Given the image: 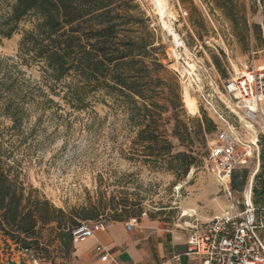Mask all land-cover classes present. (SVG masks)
I'll return each mask as SVG.
<instances>
[{
  "label": "rangeland",
  "instance_id": "1",
  "mask_svg": "<svg viewBox=\"0 0 264 264\" xmlns=\"http://www.w3.org/2000/svg\"><path fill=\"white\" fill-rule=\"evenodd\" d=\"M136 2L162 37L167 53L165 64L179 79L181 118L193 130L189 120L202 118L205 113L219 129H224L221 114L240 133L243 142H254L259 126L241 124L233 108L223 102V91L225 81L235 74L264 66V0H234L235 23L214 0H184V4L180 0H164L165 20L154 0ZM164 21L180 44L174 42V35L165 28ZM34 23L30 17L11 39L0 36V148L32 196L46 199L78 222L93 226L100 221L130 219H137L139 224L143 221L182 226L205 224L233 203L242 202L245 189L251 185L254 201L262 202L263 180L256 178L264 167L263 149L258 157L252 147L238 169L248 172L247 185L241 192L233 190L232 184L222 183L206 164L216 133L208 136L206 147L195 140L194 149L201 151L199 164L191 168L186 178L179 179L158 166L134 159V153L142 150L134 145L137 131L127 113L102 94L90 97L91 107L83 111L72 108L63 95H51L53 104H43L45 101L28 104L23 127L14 130L4 112L7 88L19 92L24 82L30 88L37 84L47 90L42 66L23 65L19 58L24 32L31 30ZM255 25L259 29H254ZM213 57L220 59L222 73L214 65ZM186 87L197 104L196 114H191L184 103ZM172 141L177 151L183 150L177 140ZM87 215L98 217L82 220ZM55 226L50 225L43 233L45 244L50 238V228ZM76 246L68 257L57 240L48 254L25 255L30 264H89L77 257ZM20 252L0 232V264H7L9 258L17 260Z\"/></svg>",
  "mask_w": 264,
  "mask_h": 264
},
{
  "label": "trees",
  "instance_id": "2",
  "mask_svg": "<svg viewBox=\"0 0 264 264\" xmlns=\"http://www.w3.org/2000/svg\"><path fill=\"white\" fill-rule=\"evenodd\" d=\"M214 2L235 23L234 0ZM30 17L35 23L24 32L19 58L23 65L42 66L47 90L24 82L19 92L7 88L4 112L14 130L23 127L28 104H53L51 95H63L72 108L83 111L91 107L90 97L102 94L127 113L137 131L134 145L142 150L134 153V159L179 179L198 166L201 151L193 144L198 140L206 147L218 126L205 113L189 120L193 130L181 118L179 79L168 70L163 39L136 0H0L1 38L11 39ZM244 24L249 29L246 18ZM213 63L222 73L220 59L213 57ZM174 139L182 151L176 150ZM263 176L264 167L256 179ZM247 182L246 170L233 172V190L243 191ZM97 217L87 215L82 220ZM52 224L57 226L50 228L45 244L43 233ZM80 225L48 200L32 196L0 148V232L5 238L22 253L37 257L48 254L57 240L68 257L74 252L73 230Z\"/></svg>",
  "mask_w": 264,
  "mask_h": 264
},
{
  "label": "built area",
  "instance_id": "3",
  "mask_svg": "<svg viewBox=\"0 0 264 264\" xmlns=\"http://www.w3.org/2000/svg\"><path fill=\"white\" fill-rule=\"evenodd\" d=\"M223 97L225 101H222L233 108L241 124L260 128L254 142L246 144L240 133L220 114L226 127L218 128L206 164L222 183L229 186L233 172L245 163L252 147L258 157L261 149L264 150V66L247 69L227 79ZM106 223L100 221L95 226L81 223L73 230L74 244L93 238L95 230ZM138 225L137 219H130L125 226L132 232ZM188 229L186 255L199 259L201 264H264V176L261 203L254 201L251 185L245 189L242 202L233 203L210 222L196 223ZM95 252L102 264H119L104 246H97Z\"/></svg>",
  "mask_w": 264,
  "mask_h": 264
},
{
  "label": "crops",
  "instance_id": "4",
  "mask_svg": "<svg viewBox=\"0 0 264 264\" xmlns=\"http://www.w3.org/2000/svg\"><path fill=\"white\" fill-rule=\"evenodd\" d=\"M125 225V221L107 222L95 230L93 238L76 244L75 254L89 264H102L95 252L102 245L119 264H201L186 255L190 224L143 221L132 232Z\"/></svg>",
  "mask_w": 264,
  "mask_h": 264
},
{
  "label": "bare ground",
  "instance_id": "5",
  "mask_svg": "<svg viewBox=\"0 0 264 264\" xmlns=\"http://www.w3.org/2000/svg\"><path fill=\"white\" fill-rule=\"evenodd\" d=\"M154 2L159 7V9H160L159 12L161 11L160 15H162V18L165 20L167 13H166V10H165L164 0H154ZM164 26H165V28H167L168 30H170L173 33V35H174L173 38L175 39L174 42H176L177 44H180L178 36L174 33V31L171 29V27L168 25V23L166 21H164ZM176 56L179 57L178 54ZM189 84H190V82H189ZM184 103L186 105L187 110L191 114H196L198 112L197 104H196L194 98H192L190 96L188 87L185 88ZM185 216H187V214Z\"/></svg>",
  "mask_w": 264,
  "mask_h": 264
},
{
  "label": "water",
  "instance_id": "6",
  "mask_svg": "<svg viewBox=\"0 0 264 264\" xmlns=\"http://www.w3.org/2000/svg\"><path fill=\"white\" fill-rule=\"evenodd\" d=\"M7 264H30V262L28 257L24 253L20 252L17 260L9 258Z\"/></svg>",
  "mask_w": 264,
  "mask_h": 264
}]
</instances>
